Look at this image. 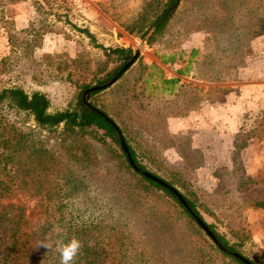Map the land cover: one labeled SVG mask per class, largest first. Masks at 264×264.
Masks as SVG:
<instances>
[{
  "label": "rangeland",
  "instance_id": "374dc122",
  "mask_svg": "<svg viewBox=\"0 0 264 264\" xmlns=\"http://www.w3.org/2000/svg\"><path fill=\"white\" fill-rule=\"evenodd\" d=\"M167 1L0 0V90L42 92L51 112L74 108L86 88L107 82L97 80L121 64L103 47L134 52ZM98 8L112 22L102 15L90 27ZM169 16L133 65L89 100L120 127L148 171L191 200L240 254L264 264V209L255 206L264 200V0H180ZM170 57L189 60L191 74L164 89L155 63ZM210 104L222 107L201 123V137L169 129L170 116ZM0 114L57 155L71 145L86 149L88 194L62 201L64 211L82 220L105 213L124 225L123 264H240L128 168L102 130L68 137L61 126L39 127L10 100L0 102Z\"/></svg>",
  "mask_w": 264,
  "mask_h": 264
},
{
  "label": "trees",
  "instance_id": "16d2710c",
  "mask_svg": "<svg viewBox=\"0 0 264 264\" xmlns=\"http://www.w3.org/2000/svg\"><path fill=\"white\" fill-rule=\"evenodd\" d=\"M173 1L168 0L165 7H169ZM169 17L147 38V44L161 32ZM84 31L92 36L88 30ZM103 50L108 58L115 55L121 64L107 72L104 78L98 79V83L110 79L133 53L130 47H103ZM173 59L170 57L162 62H172ZM155 68L164 89H172L178 79H166L163 70L158 66ZM86 87L88 84L83 86ZM98 92L91 93L89 98ZM4 100H10L17 109L31 115L41 128L56 130L61 126V134L68 137L82 136L95 128L102 130L119 146L113 126L100 114L87 109L80 97L74 108L55 112L49 111V98L39 91L28 94L19 87L3 88L0 90V102ZM126 143L136 164L142 170H147L127 140ZM121 155L127 163L124 153ZM89 164L90 156L83 146L71 145L66 149L65 156L57 155L0 114V264H60L58 242L73 236L81 242L75 264H123L122 259L128 249L124 225L105 213L91 220H82L79 215L68 218L64 211L62 201L80 199L88 194L85 170ZM135 174L149 187L162 191L196 225L169 190L139 173ZM183 196L193 211L203 219L195 204ZM255 206L264 209V200L256 201ZM96 210L105 212L108 209ZM207 225L228 250L240 252L235 244L215 231L211 224ZM222 253L243 264L233 256Z\"/></svg>",
  "mask_w": 264,
  "mask_h": 264
},
{
  "label": "water",
  "instance_id": "95a60500",
  "mask_svg": "<svg viewBox=\"0 0 264 264\" xmlns=\"http://www.w3.org/2000/svg\"><path fill=\"white\" fill-rule=\"evenodd\" d=\"M179 2L180 0H174L173 3L155 20V22L152 24L151 28L148 31V36L145 38L146 42H147V38L158 27V25L176 9ZM145 41H142L140 43V47L136 48V50L132 53L128 61L125 62L121 66V68L115 73V75H113L107 82L103 84H97V85L91 86L89 88H86L83 91L81 95L83 104L87 109L100 114L106 121H108L113 126L116 137L119 141V146L122 152L124 153L129 166L134 172L141 174L142 176L154 181L155 183L169 190L177 198L178 202L184 207V209L189 213V215L193 218L194 222L201 229V231L214 244V246L218 248V250L233 256L234 258L241 261L243 264H253L252 261H250L248 258L243 256L239 252L228 250L222 243H220V241L218 240L214 232L208 227L207 223L193 211V209L190 207L189 203L187 202L186 198L176 187L169 184L167 181L153 174L152 172L148 170H142L133 160L130 154L128 145L126 143V140L124 138L123 132L120 129V127L103 111L93 106L89 100V96L91 93L106 89L107 87L111 86L120 78L122 74H124L133 65V63L137 60L140 54V48L144 46Z\"/></svg>",
  "mask_w": 264,
  "mask_h": 264
},
{
  "label": "crops",
  "instance_id": "0c3cea01",
  "mask_svg": "<svg viewBox=\"0 0 264 264\" xmlns=\"http://www.w3.org/2000/svg\"><path fill=\"white\" fill-rule=\"evenodd\" d=\"M98 9H99L98 13L93 14L92 11L90 12L93 16L90 15L89 17L93 21H96V24H90V27L96 28L98 27V25H100L99 22L102 19V18L100 19V16L103 15L105 17H108V15L105 14L102 10H100V8ZM109 19L112 22V19L111 18ZM189 64H190L189 60L184 63H181L175 61L174 59L172 62H168V63H163L162 60L161 62L155 63L156 66L160 67L163 70V75L166 79L177 78L178 82L176 84L181 83L183 81L182 79L183 77L188 78V75L191 74L190 71L191 65ZM190 80H192V78ZM192 81L196 82V80H192ZM220 107L222 106L218 104H210L205 107V110H201L202 113H200V110H197V108H193L189 110L188 113L186 114L180 116H170L167 119L168 127L172 132H178V131L188 132L193 137V139H196L197 137H201L202 135V130H200V128H202L201 123L206 119H211L214 114H217L221 109ZM222 111H225L224 107L222 108ZM203 113L205 114V118L203 116Z\"/></svg>",
  "mask_w": 264,
  "mask_h": 264
},
{
  "label": "clouds",
  "instance_id": "9594fccd",
  "mask_svg": "<svg viewBox=\"0 0 264 264\" xmlns=\"http://www.w3.org/2000/svg\"><path fill=\"white\" fill-rule=\"evenodd\" d=\"M81 249V242L76 237L62 238L57 245L60 264H75V258Z\"/></svg>",
  "mask_w": 264,
  "mask_h": 264
}]
</instances>
